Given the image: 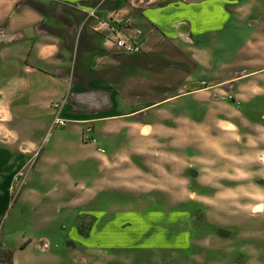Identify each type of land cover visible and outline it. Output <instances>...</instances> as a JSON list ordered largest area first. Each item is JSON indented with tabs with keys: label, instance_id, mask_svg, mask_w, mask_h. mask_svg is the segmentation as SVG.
<instances>
[{
	"label": "crops",
	"instance_id": "obj_1",
	"mask_svg": "<svg viewBox=\"0 0 264 264\" xmlns=\"http://www.w3.org/2000/svg\"><path fill=\"white\" fill-rule=\"evenodd\" d=\"M19 1L0 0V24L4 23L0 36L9 37L0 43V183L11 182L25 167L27 152L36 151L34 164L40 162L42 176L43 171L53 173V167L56 176H63L55 190L92 197L88 204L98 202L101 195L121 196L117 191L124 188L145 192V199L164 198L171 205L170 196L181 197V181L187 177L196 181L190 175L196 169L181 159L182 152L195 149L181 143V98L205 91L189 88L217 83V76L236 70L241 75L220 81L222 85L238 82L247 91L245 100L264 95V0H83L86 29L76 32L73 19L81 13L67 12L72 25L67 32L73 36L69 48L60 36L40 28L48 26L44 14L27 5L16 10ZM87 11H95V17L88 18ZM112 28L142 47L138 54H126L133 62L107 79L101 74L119 68L117 56L125 55L108 40ZM181 65L189 68L187 94H181ZM61 101L62 116L68 120L62 127L65 133L50 154L40 157L35 136L51 126L56 113L52 104ZM156 114L174 119V124L160 123ZM89 125L94 143L82 141V131ZM43 165L51 170H41ZM35 193L20 197L35 198ZM46 199L48 207H55L52 197ZM159 201L165 205L160 211L163 221H181V201L168 207ZM148 202L144 200L145 205ZM138 203L130 207L129 216L135 224L129 240L135 246L141 244L139 239L154 240L146 238V220H132V214L146 210ZM122 206L95 208L91 213L98 215L97 223L108 213L127 212ZM169 214L178 220L171 222ZM156 225L166 226L160 221ZM96 226L92 224L84 238L99 239ZM165 237L169 239V234ZM105 244L93 240L86 245L100 250ZM48 245L43 239L45 248L40 251H48ZM16 259L13 252V264Z\"/></svg>",
	"mask_w": 264,
	"mask_h": 264
},
{
	"label": "rangeland",
	"instance_id": "obj_2",
	"mask_svg": "<svg viewBox=\"0 0 264 264\" xmlns=\"http://www.w3.org/2000/svg\"><path fill=\"white\" fill-rule=\"evenodd\" d=\"M82 3L83 0H20L16 10L27 5L44 14L48 26L40 28L60 36L63 45L69 48L73 36L67 32L72 26L67 12L71 9L81 13L73 19L72 27L82 32L87 26L84 21L87 9ZM117 59L120 67L104 70L102 77L113 79L133 62L126 54L118 55ZM187 70L186 65H181V94L191 92L186 88ZM238 75L241 71H226L215 78L217 83L191 89L205 92L181 98V143L195 148L193 153L184 154L181 150V159L196 169L190 173L196 181L192 183L187 177L181 181V197L169 198L171 205L181 201V221L173 224L163 221L160 211L165 205L159 200H164L167 207L171 205L164 198L146 200L141 190L120 188L117 193H122L121 196L101 195L98 202L91 204L87 201L92 197L56 191L63 176H56L54 167L53 173L43 171L46 174L42 176L37 169L40 162L34 164L36 151H32L27 152L22 171L11 182L0 183V251L15 252L17 264H264V100L251 101L264 95L255 94L245 100L247 91L238 82L222 85V80ZM163 118L161 114L155 115L160 123L174 124V119L168 117L172 120L169 122ZM93 125L96 130L98 124ZM63 133L64 128L50 126L35 136L40 157L50 154ZM94 136L97 138L96 133ZM70 141L74 138L70 137ZM45 169L51 170L43 165L41 170ZM191 187L196 191H189ZM29 191H35L36 197H20ZM44 197H52L55 207H48ZM134 198L139 208H147L138 216L132 214V220L136 217H140V222L146 220V238H154L146 242L138 238L141 241L138 246L129 240L135 229L129 218ZM144 200L158 202L145 205ZM120 204L128 213L122 210L114 215L108 213L96 223L94 218L98 215L91 213L95 208L108 210ZM169 216L171 222L178 220L177 215ZM159 221L166 226L156 225ZM92 224L97 225L95 232L99 233V239L84 238ZM141 233L137 231V235ZM168 234L169 239L165 237ZM43 239L49 243L46 252L40 251L45 248L41 246ZM93 240L106 243L103 246L106 250L89 248L86 244Z\"/></svg>",
	"mask_w": 264,
	"mask_h": 264
},
{
	"label": "built area",
	"instance_id": "obj_3",
	"mask_svg": "<svg viewBox=\"0 0 264 264\" xmlns=\"http://www.w3.org/2000/svg\"><path fill=\"white\" fill-rule=\"evenodd\" d=\"M88 18L95 17V11L87 12ZM108 40L112 43V45L118 49L119 51L128 54L135 55L141 52V44L131 40L126 37L122 31L112 28L111 29V37ZM53 109L55 110V116L53 117L51 127H64L68 120L62 116L64 111V102H56L52 104ZM92 127L86 126L82 131V141L85 143H94L95 139L90 136L92 132ZM98 151L102 154L105 153V150L102 148H98Z\"/></svg>",
	"mask_w": 264,
	"mask_h": 264
},
{
	"label": "trees",
	"instance_id": "obj_4",
	"mask_svg": "<svg viewBox=\"0 0 264 264\" xmlns=\"http://www.w3.org/2000/svg\"><path fill=\"white\" fill-rule=\"evenodd\" d=\"M255 100L256 101H261V100L263 101L264 97L258 96L257 98H255L254 100H251V101H255ZM260 115H262V114H260ZM135 201H137V199H135ZM149 203H151V201L148 202V204ZM5 261H6V264H13V254L11 252H9V251H4L3 250V251H0V262L3 264V263H5Z\"/></svg>",
	"mask_w": 264,
	"mask_h": 264
},
{
	"label": "water",
	"instance_id": "obj_5",
	"mask_svg": "<svg viewBox=\"0 0 264 264\" xmlns=\"http://www.w3.org/2000/svg\"><path fill=\"white\" fill-rule=\"evenodd\" d=\"M7 39H9V37H7V36H0V43L3 42V41H6ZM195 87H199V86H194L193 88H195ZM189 89H191V88H189ZM192 90H194V89H192Z\"/></svg>",
	"mask_w": 264,
	"mask_h": 264
},
{
	"label": "bare ground",
	"instance_id": "obj_6",
	"mask_svg": "<svg viewBox=\"0 0 264 264\" xmlns=\"http://www.w3.org/2000/svg\"><path fill=\"white\" fill-rule=\"evenodd\" d=\"M191 86H192V85H191ZM191 89H195V88L192 87Z\"/></svg>",
	"mask_w": 264,
	"mask_h": 264
}]
</instances>
